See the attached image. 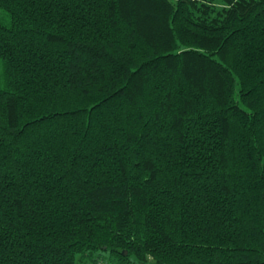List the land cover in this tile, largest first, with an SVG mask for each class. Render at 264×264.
<instances>
[{
    "label": "trees",
    "instance_id": "1",
    "mask_svg": "<svg viewBox=\"0 0 264 264\" xmlns=\"http://www.w3.org/2000/svg\"><path fill=\"white\" fill-rule=\"evenodd\" d=\"M219 1L0 0V264H264V0Z\"/></svg>",
    "mask_w": 264,
    "mask_h": 264
},
{
    "label": "rangeland",
    "instance_id": "2",
    "mask_svg": "<svg viewBox=\"0 0 264 264\" xmlns=\"http://www.w3.org/2000/svg\"><path fill=\"white\" fill-rule=\"evenodd\" d=\"M218 5L222 4L221 1L217 0L216 2ZM10 22V16L8 14V12H6L3 8L0 7V23L3 24H9ZM94 259H96V261H94ZM97 260L99 261L97 263ZM110 259H109V253H101L99 254V252H96L92 255V257H81V259L79 258L77 260L76 264H110ZM149 264V263H148Z\"/></svg>",
    "mask_w": 264,
    "mask_h": 264
}]
</instances>
